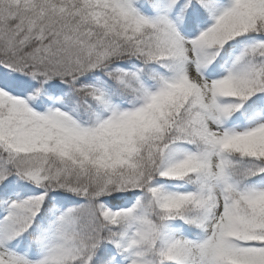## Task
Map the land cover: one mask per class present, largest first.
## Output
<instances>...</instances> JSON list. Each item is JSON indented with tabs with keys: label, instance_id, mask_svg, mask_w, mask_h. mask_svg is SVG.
I'll list each match as a JSON object with an SVG mask.
<instances>
[{
	"label": "snow or ice",
	"instance_id": "obj_1",
	"mask_svg": "<svg viewBox=\"0 0 264 264\" xmlns=\"http://www.w3.org/2000/svg\"><path fill=\"white\" fill-rule=\"evenodd\" d=\"M0 264H264V0H0Z\"/></svg>",
	"mask_w": 264,
	"mask_h": 264
}]
</instances>
